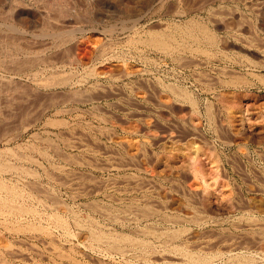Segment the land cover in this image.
<instances>
[{
    "label": "rangeland",
    "instance_id": "1",
    "mask_svg": "<svg viewBox=\"0 0 264 264\" xmlns=\"http://www.w3.org/2000/svg\"><path fill=\"white\" fill-rule=\"evenodd\" d=\"M261 29L264 0H0V264H264Z\"/></svg>",
    "mask_w": 264,
    "mask_h": 264
},
{
    "label": "bare ground",
    "instance_id": "2",
    "mask_svg": "<svg viewBox=\"0 0 264 264\" xmlns=\"http://www.w3.org/2000/svg\"><path fill=\"white\" fill-rule=\"evenodd\" d=\"M196 30V29H195ZM260 31H264L263 29H261ZM199 32L201 33V35H202V37H203V39H206L207 41H211L212 42V40L214 41V39L212 38V36H211V33L208 31V29L207 28H205V27H203L202 25L199 27ZM150 37V36H149ZM158 38V37H157ZM192 39V38H191ZM202 39V38H201ZM205 40V41H206ZM161 41H163V40H161ZM160 40H158V39H152L151 40V45L152 46H154V47H156V48H159V49H165V48H167V47H165V46H167V45H165L164 43H162ZM253 41H254V39L253 38H247V39H245V43H247V44H249V46H251V47H254L251 43H253ZM214 43V42H213ZM168 44V43H167ZM210 45V44H209ZM208 45V46H209ZM212 45V44H211ZM212 47V46H211ZM264 48V47H263ZM262 49V48H261ZM210 50V49H209ZM263 50V53H264V49H262ZM166 51V50H165ZM174 51V50H173ZM200 50H198V52H199ZM204 51V50H203ZM207 52V51H206ZM202 53V52H201ZM205 53V52H204ZM204 53H203V55H204ZM207 54V53H206ZM205 54V55H206ZM209 54V53H208ZM207 54V55H208ZM213 56V55H212ZM244 58V60H246L247 62H251L247 57H243ZM242 58V59H243ZM58 82V81H57ZM61 83V82H60ZM209 117V116H208ZM2 187V186H1ZM13 194H14V192H13ZM12 194V195H13ZM7 203V202H6ZM21 208V207H20ZM4 209V208H3ZM150 209V208H149ZM148 209V210H149ZM14 211V210H13ZM20 211H22V210H20ZM26 211V210H25ZM28 211V210H27ZM15 212V211H14ZM17 212V211H16ZM145 212H146V210H145ZM4 213V212H3ZM153 213H151L150 211L149 212H146V213H144L143 212V216L147 219H149L150 217H154V216H150V215H152ZM144 218V219H145ZM167 219V218H166ZM172 223H175V222H172ZM177 224V223H176ZM173 225V224H172ZM166 232V231H165ZM175 232H177V231H175ZM174 232V233H175ZM164 235V234H163ZM162 235V236H163ZM101 237V236H100ZM177 238V237H176ZM99 241H100V239H98ZM111 240V239H110ZM103 241V240H102ZM135 246V245H134ZM179 246V245H178ZM184 247H185V244L183 245V247L182 248H180L179 250L180 251H182L183 252V254L185 253V251H183L184 250ZM187 248V247H186ZM179 251V252H180ZM176 252V251H175ZM185 255H186V253H185ZM191 256H193V255H191ZM205 257V256H204ZM212 258V257H211ZM199 260H201L202 259V257H201V259L200 258H198ZM206 261H207V259H205ZM213 260V259H212ZM190 261H191V259H190ZM189 261V262H190ZM192 261H194V260H192ZM203 261V260H202ZM209 261H210V259H209ZM200 263H202L201 261H199ZM208 262V261H207ZM212 262V261H211ZM74 263V262H73ZM81 263V262H80ZM194 264H197L196 263V261H195V263ZM206 264H208V263H206Z\"/></svg>",
    "mask_w": 264,
    "mask_h": 264
}]
</instances>
